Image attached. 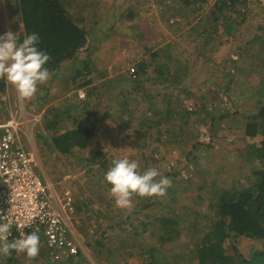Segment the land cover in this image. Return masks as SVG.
<instances>
[{"label": "rangeland", "instance_id": "374dc122", "mask_svg": "<svg viewBox=\"0 0 264 264\" xmlns=\"http://www.w3.org/2000/svg\"><path fill=\"white\" fill-rule=\"evenodd\" d=\"M216 1H190L186 4L183 0H68L66 4L71 13L79 7L84 8L80 17L74 16L79 25L89 24L92 26V29H90L91 27L85 29L87 33L92 31V38L89 41V49L81 55V59L87 57L90 59L91 68H93L91 75L86 78V80L93 81L85 88V99H80L78 95V91L82 90V87L77 88L78 83L81 82L77 79L78 76L76 79L73 77L72 79L75 80H71L69 84L66 82L69 74L75 76L77 69L83 68L81 63L73 67L68 65L65 67V64L59 77L54 78L51 74L50 79L39 84L36 94L30 98L20 97L11 84L6 86L4 93L0 88V117H2L0 121L5 119L1 113L2 108V110H6L8 116L13 114L22 117L25 115L26 118L33 120L40 117L39 121L30 120L29 134L22 133L21 139L28 149L35 150L39 172L40 174L47 173L50 178L44 175V179L51 184L58 196L62 197L66 190L71 191L73 195L76 215L71 218V221L81 245L80 250L87 257L81 263L125 264L128 261L129 264H144L142 258L144 248L142 249L141 244L138 245V239L135 241L137 245L122 244L118 240V236L121 234L131 236L132 225L138 223L140 218L137 216L138 213L135 214L134 207V204L138 202L137 196L132 198L133 207L129 211L116 207L114 198L109 192V184L105 181L104 174L114 157L128 156L136 159L141 170L150 166H159L160 174L169 164H174L175 169L181 173V177L187 180L188 186L183 190V193L181 192L186 196H191L198 190L197 184L200 176L196 175L200 174L196 171V166H200L199 164L210 167L211 172L208 176H216L217 181L224 179L227 184L234 183L238 187L239 185L245 187L244 179L247 168L242 167V164L245 163L242 161L245 159L244 155H239L245 150L240 139L243 137L244 131H237L234 128L218 130L215 127L214 133H212L209 125L211 117L207 115V112L203 114L200 109L204 103L207 105L206 109L216 113L219 108L224 110L228 106L234 105V100L230 102V98L223 93L230 78L227 75L229 70L236 74L237 68L245 67L246 70L248 69L246 82L253 86L257 85L261 79L259 71H264V0H248L246 7L237 5L238 12L234 14L227 12L226 14L231 16L230 20H240L241 9L250 8L251 10L244 20H240L243 23L240 22L238 28L230 33L226 31L222 20H219V23L216 22L214 25L218 24L219 26L217 36L213 38L211 45L207 48L201 47L199 50L198 42L201 39L195 42L196 35H190V33L192 34L191 29L199 28L200 24L206 28V15L212 11ZM201 5L203 8L200 10L199 6ZM13 20L8 1L0 0V34L9 30L14 33L18 32L20 31L19 27L23 29L22 24L15 23ZM254 33L256 34L254 35ZM258 35L259 38L255 40ZM261 41L262 44H260ZM155 52L159 56L153 60L151 54ZM179 59L188 61L184 66L189 65L190 67L189 72L184 74L182 84L163 79L153 84L151 78L148 80L147 86L152 85L150 90H153V93L155 91L162 92V97L155 95L154 100L157 105H154V108L158 110L165 108L164 105L168 103H164L163 98L175 104L178 102L179 110L184 108L190 112L195 111V113L187 120L186 117L180 119L179 116H176L177 118L174 119L180 120L165 124L161 132L163 133L161 140L158 142L155 141L160 136L159 129H156V123H153L155 127L152 125L150 131L149 127L144 124V130L149 131L145 132V135L141 134V124H137V120L142 119L145 114L152 117L155 115L150 110V104L141 98L142 93L132 91L130 94L133 106L139 105L135 109L136 113L131 123L126 118L127 112H122L124 102L116 98L120 92V86L128 87L129 85V82L122 81V77L132 75L134 78L139 77L136 75V71L131 73V69L137 70V64L142 60L151 61L152 70L149 74L152 75L155 73L154 69L157 70V62L161 66L164 64L165 67L171 68L172 62H177ZM235 64L239 66L234 67ZM100 74H104L105 78L101 79ZM64 76L65 80H63ZM120 78L122 79L120 80ZM104 79L112 81L107 95L95 96L92 87L99 88ZM49 88L51 91L48 97L37 103V94L44 95ZM189 92L195 96L193 97ZM244 94L245 91H238L232 97L238 99V96H241L243 98ZM99 97L102 101L95 103L94 99ZM219 105L221 106L219 107ZM57 109L63 113L66 111L74 113L73 121L77 125L85 119V116H90L91 119L87 126L88 128L94 127V134L85 141L84 149L75 148L72 151L73 154H65L55 146L50 147L45 138L40 137L47 136L51 142L56 135L73 128L74 125H71L73 121H71L69 122L70 126L61 131L51 130L46 116L49 113L53 114ZM129 109L133 110L132 105ZM80 111H82L81 115ZM64 118L67 120V115ZM26 127L27 125L24 124L20 129H26ZM186 131L187 133L183 134ZM197 133L204 135V139L216 135L221 138H217V141L214 142L211 152H207L205 148L196 151L202 159L192 160L187 153L197 142L194 140ZM179 135L181 137L176 143ZM154 150L158 151L157 155ZM232 152L235 154L232 155ZM209 155L214 158L207 157ZM90 158L94 159L89 161ZM153 158H160L164 160V163H158ZM212 160L214 163H210ZM200 184L201 182H199ZM105 193L108 195L102 198ZM158 197L163 200L162 204H157L152 209L141 212L144 213L143 217H146L147 220L162 213L174 216V212H177L178 216L183 217V210L191 201L190 198L177 201L176 195L167 198ZM165 204H168L170 208H164L163 212L161 208ZM194 206L197 209L196 215H193L194 218H199L206 223L208 218L213 217L212 214L208 216L204 214L205 211L199 205L195 204ZM127 218H131L132 221L123 224V231L118 224H121L119 222L121 219ZM91 235L92 238H90ZM153 237L157 241L156 235ZM97 238L101 239L105 245L101 257L99 254L96 255L97 252L99 253L96 245H89L90 239ZM179 240L184 244H189L190 253H195V250L201 247L200 237L191 239L185 233ZM235 243L244 255L256 249H262L261 243L253 241L240 240ZM157 244L160 243L157 241ZM174 245L177 246L174 248L176 251L184 248L182 245ZM226 245L232 252L234 243L227 242ZM108 249L113 250L112 256ZM185 250H187L186 247ZM125 252L128 253L124 254ZM131 253L132 256L127 255ZM45 254H47L46 250ZM166 254L172 253L166 252ZM18 256L21 257L24 254ZM39 258L34 261L33 258L26 256L25 263L41 264L45 257L39 256ZM8 260L11 258L9 257Z\"/></svg>", "mask_w": 264, "mask_h": 264}, {"label": "trees", "instance_id": "16d2710c", "mask_svg": "<svg viewBox=\"0 0 264 264\" xmlns=\"http://www.w3.org/2000/svg\"><path fill=\"white\" fill-rule=\"evenodd\" d=\"M7 1L11 15L14 17L13 21L22 24L23 29L19 27L21 38L23 37V34L32 31H36L40 34V46L51 54V59L47 63V66L52 77H59L65 64V67L67 65L73 67L78 63H81L83 68L80 67L77 69V75L75 74V76H72L69 74V78L64 76L63 80L66 78V82L69 84L71 80H75L76 76H78L77 79L81 82L78 83L77 88L85 87L92 83L93 80H86L93 70V68H91L90 59L88 57L81 59L82 53L89 49V41L92 38V31L87 33L85 29L86 27H91L90 29H92V26L89 24L81 26L75 20L83 14V7H79L76 11L71 13L66 4L68 0ZM183 1L188 4L190 1L205 2L206 0ZM237 5H239V7H246L248 5V0H217L212 11L206 15V28H203V24H200V29L198 27H193L191 29L192 34L190 33V35H196L194 41L197 42L201 39L198 42L200 45L199 50L201 47L207 48L211 45V41L217 36L219 26L218 24L214 25L216 22L222 20L224 22L223 25L226 27V31L230 33L238 28V24L242 22L240 20H244L249 13H251L250 8L241 9L242 16L239 17L240 20H230L229 18L231 16L226 13L230 12L234 14L238 12L239 7L237 8ZM202 8L203 5L199 6L200 10ZM74 16L76 17L75 19ZM222 17L224 18L222 19ZM256 33H254V35ZM258 38L259 35L255 40ZM260 44H262V41ZM248 45L245 44V46ZM157 56L159 55H157L156 52L151 54L153 60L154 58H157ZM253 62L254 61H251V63ZM150 63L151 61L142 60L137 64V70L135 71L136 75L139 76L138 78H134L133 75L122 77L123 79L120 78L122 81L129 82V85L128 87L120 86V92L116 99L124 102L122 112H127L126 118L129 119L128 122L131 123L133 122L132 119L136 113L135 109L139 107V105L137 104L135 107L133 106V99L130 94L132 91H138V93L141 92V98L144 102L146 101L150 104V110L153 111L155 115L152 117L151 115L148 116L144 113L145 115L142 119H136L138 121L137 124H141V134H144L148 131L144 130V124L149 127L150 131L152 125L154 126L153 123H156V129H159L158 132L160 136L156 138L155 141L159 142L165 124L170 123V121L176 122L177 120L185 119V117L187 120L195 113V111L190 112L184 108L179 110V108H177L178 102L175 104L169 102L170 100L163 98L162 100L164 103H168L167 105H164L165 108L162 110L154 108V105H157V102L154 100L155 95L161 96L162 92L155 91V93H153V90H150L152 85L147 86L149 83L148 80L152 78L153 84L158 83L161 79L182 84L184 81V74L189 72L190 67L189 65L187 67L184 66L188 61L186 62L182 59H179L177 62L173 61L171 68L165 67L163 63L161 66L160 63L157 62V70L154 69L155 73L151 75L149 74L152 70ZM237 66L239 65H234V67ZM247 71L248 69L246 70L245 67L237 68L236 74L231 73L230 70L228 71L227 75L230 78L228 79V84L224 87L223 93L230 98V102L234 100V105L228 106L224 110L219 108L216 113L206 109L207 105L204 103H202L200 109L203 114L207 112V115L211 117L209 125L212 133H214L215 127L218 130L234 128L237 131H244L243 137L240 139L245 146V150L243 151L244 153L241 152L242 154L239 155H244L243 158L245 159H242V161L245 163L242 164V167L247 168V170L245 168L247 171L244 179V183H246L245 187L243 188L240 185L238 187L234 183L227 184L224 179L223 181H217L218 178H216V176H208L211 172L210 167L199 164L200 166H196V171L200 174L196 175L197 177L200 176V181L198 180L197 184L198 190L191 196H186V194L183 195L181 192L183 193V190L188 186L186 184L187 180L181 177V173L175 169L174 164H169L168 167L162 171L161 175L169 176L172 180V184L168 187L166 193L162 195V197L167 198L168 196L176 195L177 198H175L178 199L177 201H182L183 198H190V203L187 204V206H185L186 208L183 210V217L180 215L178 216L177 212H174V216H172V214L167 215V213H162L151 220H147L146 217H143L144 213L142 214L141 212L147 209H152V207L157 204H162L161 202H163V200L158 196H137L138 202L134 204V207L135 214L138 213L137 216L140 218V221L135 223V225L131 224L133 228L131 236H125L123 234L118 236V240L121 241L122 244L131 243L132 245H137L135 244V241L138 239V245L141 244L142 249L144 248L142 250L144 254L142 255L144 264H264V71H259L261 79L258 84L254 86L246 82ZM99 76L104 77L105 75L100 74ZM73 77L75 79H72ZM111 82L109 79L103 81V84L100 85L99 88L92 87V89H94L92 92L95 93V96H106ZM9 84L11 83L7 82L3 77H0V88L3 93L5 92L6 86ZM50 91L51 89L49 88L48 92L44 95L37 94L36 102L38 103L43 98H47ZM238 91H245L243 98L241 96H238V99L237 97H232L233 94ZM189 94L193 95V97L195 96L193 93L189 92ZM94 101L96 103L98 100L94 99ZM2 103L5 104L4 101H2ZM131 105L133 110L130 111L129 107ZM214 105L216 106V103H214ZM220 106L221 105H219V107ZM2 109V115L5 118L8 117L6 110ZM60 112L61 111L57 109L53 114L49 113L46 116L48 119L47 123L50 124L52 131H61L70 126L69 122L74 120V113L66 111L65 113L61 112V114ZM80 112L81 115L82 111ZM65 115H67V120L64 118ZM176 116H179L180 119H174ZM90 119V116H85V119L78 125L73 121L71 124L74 125L72 129L56 135L52 138L51 142L48 140L47 136L40 137H42V139L45 138L50 147L55 146L62 153L73 154L72 151L75 148L84 149L86 147L85 141L94 134V127L88 128L87 126ZM186 133L187 131L183 134ZM180 137L181 135L176 139V143ZM217 138L220 139L221 137L216 135L212 136V138L204 139V135L197 133L194 137V140L197 142L192 145V150L187 153L188 157L192 160L200 159L201 155L197 154L196 151L201 148H205L207 152H211L210 150L212 149L214 142L217 141ZM155 151L156 150H154V152ZM232 153V155L235 154L234 152ZM155 154L157 155L158 151L155 152ZM207 157L214 158V156L210 155ZM93 159L94 158H90L89 161H92ZM153 159L156 162L158 161V163H164V160L160 158ZM210 163H214V161L212 160ZM157 168L160 171V167L158 166ZM199 182H201L200 185ZM106 195L108 194L105 193L102 198H105ZM195 204L199 205L200 208H203L202 210L205 211L204 214L207 216L212 214L213 217L208 218L206 223L202 222L199 218H194L193 215H196L195 213H197V209L194 206ZM164 208L167 209L170 208V206L165 204V206L161 208L163 212L165 211ZM131 221V218L121 219L119 221L121 224H118V226H121L124 231L123 224H127L128 222L131 223ZM185 233L189 235L191 239L194 237L201 238V247L195 250L196 254L193 252L190 253L191 250L188 247L189 244H184V242L179 240V238ZM153 235H156L157 241L160 244H157ZM92 237L93 236L91 235L90 238ZM240 240L261 243L262 249H254L255 251L244 255L235 243ZM90 241L89 245H96V248L99 251L96 255L99 254L101 257L104 250L103 247L105 246L101 242V239H90ZM227 242L234 243L232 252L228 250L226 245ZM174 244L182 245L184 248L176 251L174 248L177 246ZM185 247L187 250H185ZM80 251L76 257L70 255L59 260H52L51 256L47 257V254L41 251L39 252V256L46 257L41 264H83L81 261L86 260L87 257L82 251ZM112 251L113 250L110 251L108 249L111 256L113 255ZM166 252L172 253L170 254L171 256L168 254L165 255ZM15 253L16 255L24 254V256L15 257L13 260L12 258L11 260H8L9 256H0V264H19L20 261L21 263L26 264L25 253L13 250L12 254L15 255ZM126 253L128 252H125L124 254ZM127 255L132 256V253ZM195 255H197V257H194ZM77 258L79 259L75 260ZM125 264H129V262L126 261Z\"/></svg>", "mask_w": 264, "mask_h": 264}, {"label": "built area", "instance_id": "2783aa9c", "mask_svg": "<svg viewBox=\"0 0 264 264\" xmlns=\"http://www.w3.org/2000/svg\"><path fill=\"white\" fill-rule=\"evenodd\" d=\"M78 94L86 97L83 89ZM19 131L20 122L15 119L0 124V219L14 220L9 239L38 228L41 245L52 260L76 257L81 245L71 221L76 215L73 195L66 190L59 197L41 176L35 150L23 144ZM30 219L32 223L24 226Z\"/></svg>", "mask_w": 264, "mask_h": 264}, {"label": "clouds", "instance_id": "9594fccd", "mask_svg": "<svg viewBox=\"0 0 264 264\" xmlns=\"http://www.w3.org/2000/svg\"><path fill=\"white\" fill-rule=\"evenodd\" d=\"M40 40V34L36 31L25 33L22 38L20 31L14 33L9 30L0 34V77L11 83L22 98L35 95L38 85L46 82L51 76L47 66L51 54L40 46ZM39 118L34 120L39 121ZM11 119L19 121L20 127L27 125L26 129H20V136L22 133L29 134L28 124L30 120L34 121L33 119L12 114L0 121V124H5ZM104 179L109 184V192L114 198L115 206L129 211L133 207L134 196H162L172 184L171 178L161 175L157 167L150 166L141 170L138 160L128 156L114 157L104 174ZM40 220L43 222L44 217L40 216ZM13 223L12 218L0 219V256H9L13 250L25 253L28 258L38 256L41 246L38 228L30 233L22 232L10 240ZM30 223L31 219L26 221L24 226ZM21 226L17 225L18 228Z\"/></svg>", "mask_w": 264, "mask_h": 264}, {"label": "crops", "instance_id": "0c3cea01", "mask_svg": "<svg viewBox=\"0 0 264 264\" xmlns=\"http://www.w3.org/2000/svg\"><path fill=\"white\" fill-rule=\"evenodd\" d=\"M104 78H105V76H104ZM101 79H103V77H101ZM105 80H107V79H104L103 81H105ZM88 86H89V85H88ZM88 86H87V87H88ZM87 87H86V86H85V87H82V89L85 91V88H87ZM78 95H79V94H78ZM100 97H101V96H100ZM100 97H99V98H100ZM79 98H80V97H79ZM80 99H81V98H80ZM84 99H85V98H84ZM97 100H98L97 102L99 103L101 99H97ZM101 101H102V100H101ZM7 118H8V117H6L5 119H7ZM5 119H4V120H5ZM2 121H3V120H2ZM25 131H26V130H24L23 132L25 133ZM25 134H26V133H25ZM42 174H43V172H42ZM42 174H41V176H43V178H45V176H46L47 178H50V177L47 176V173H45V174H43V175H42ZM44 175H45V176H44ZM40 244H41V239H40ZM42 248H44V247L41 245V246H40V251H41V252H45V250H46V252H47V255H46V256L48 257L49 254H48L47 249H45V248L42 249ZM18 255H20V254H18ZM18 255H16V253H15V255H14V254H11V255H9V257L13 259V258H15V257H18ZM44 257H45V256H44ZM36 258H37V259H36ZM45 258H46V257H45ZM45 258H43V260H44ZM21 259H22V258H21ZM39 259H40V258H39V255L33 258L34 261H35V260H39ZM21 264H22V263H21Z\"/></svg>", "mask_w": 264, "mask_h": 264}]
</instances>
